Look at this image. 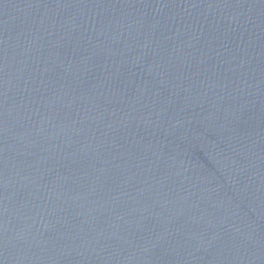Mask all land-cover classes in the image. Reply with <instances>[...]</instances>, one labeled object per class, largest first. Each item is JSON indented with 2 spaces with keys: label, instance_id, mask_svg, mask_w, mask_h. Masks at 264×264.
<instances>
[{
  "label": "water",
  "instance_id": "water-1",
  "mask_svg": "<svg viewBox=\"0 0 264 264\" xmlns=\"http://www.w3.org/2000/svg\"><path fill=\"white\" fill-rule=\"evenodd\" d=\"M0 264H264V0H0Z\"/></svg>",
  "mask_w": 264,
  "mask_h": 264
}]
</instances>
